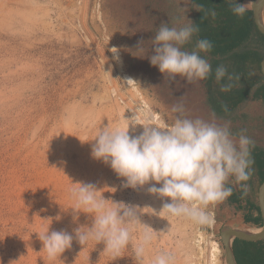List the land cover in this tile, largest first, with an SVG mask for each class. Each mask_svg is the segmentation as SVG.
Here are the masks:
<instances>
[{
	"label": "rangeland",
	"instance_id": "1",
	"mask_svg": "<svg viewBox=\"0 0 264 264\" xmlns=\"http://www.w3.org/2000/svg\"><path fill=\"white\" fill-rule=\"evenodd\" d=\"M199 12L191 0H0V264H153L163 252L174 264H209V241H217L220 264H226L221 230L240 228L241 214L228 198L208 207L206 223L173 216L163 211L170 198L150 193L151 184L124 187L125 178L92 156L102 127L129 128L131 136L144 130L131 112L135 106L128 110L121 101L135 99L126 75L165 126L175 119L173 105L183 103L188 118L227 123L237 134L248 129L249 102L222 117L207 103L206 80L172 81L150 63L160 24L195 25ZM196 34L182 50L195 48ZM140 40L143 51H137ZM245 45L264 52L255 41ZM112 48L119 50L121 68ZM75 183L100 189L109 206L114 201L139 209L141 223L132 226V239L119 254L93 239L83 246L75 237L60 258L49 259L43 250L40 238L48 231L74 236L79 225H92L89 214L74 219ZM146 231L153 239L138 259L135 248Z\"/></svg>",
	"mask_w": 264,
	"mask_h": 264
},
{
	"label": "clouds",
	"instance_id": "2",
	"mask_svg": "<svg viewBox=\"0 0 264 264\" xmlns=\"http://www.w3.org/2000/svg\"><path fill=\"white\" fill-rule=\"evenodd\" d=\"M227 2L233 14L244 16L247 11L245 4L238 0ZM209 14L212 18L217 15L215 10H209ZM198 31L194 24L170 27L162 22L151 39L153 54L148 57L150 63L172 81L177 77L188 83L208 79L212 75V67L200 53L210 52L213 44L201 39L191 52L182 50ZM143 44V40L138 41L137 51H143ZM111 51L119 60V50L112 48ZM225 77L229 83L221 84ZM233 79L238 80L239 77L229 75L222 65L217 67L215 80L221 85L220 91H230ZM224 110L228 111L227 106ZM171 111L176 113L173 123L165 127L143 125L144 130L138 136L129 135V128L126 131L113 129L110 124L102 127L94 139L92 156L125 178L124 187L151 184L150 193L170 198L171 202L164 204L163 211L196 223H206L210 219L208 207L223 202L232 194V188L226 186L230 179L234 178V183L241 185L243 193L248 194L249 189L244 182L251 178L253 161L250 157L254 141L246 130L233 134L227 123L221 126L214 119L188 118L183 103L173 105ZM75 184L79 187L71 189V196L77 202V208L72 209L77 214L74 219L83 212L93 217L92 225H79L73 230L74 236L65 230L48 231L40 238L43 250L49 259L60 258L72 247L75 237L83 246L93 239L105 245L104 251L119 254L132 239V226L141 223L137 216L139 209L114 201L109 206V199L101 195V190L94 185ZM152 239V234L146 231L143 243L135 248L138 259L143 258L145 246ZM153 264H174V257L163 252L154 258Z\"/></svg>",
	"mask_w": 264,
	"mask_h": 264
},
{
	"label": "trees",
	"instance_id": "3",
	"mask_svg": "<svg viewBox=\"0 0 264 264\" xmlns=\"http://www.w3.org/2000/svg\"><path fill=\"white\" fill-rule=\"evenodd\" d=\"M192 2L200 8L195 21V26L199 29L195 35L197 40L207 39L213 44L211 51L205 53L212 67V75L206 79L207 103L215 113L229 117L253 99L264 101V75L261 71L264 52L262 53L261 50L254 52L255 49H247L248 45H245L247 42L255 41L259 48L262 46L264 49V35L259 32L255 24L252 11L247 10L243 17H238L231 11L227 0H192ZM238 2L242 4L243 0ZM209 10H215L217 13L215 18H212ZM239 49L241 50L236 52ZM221 65L227 68L229 75L239 77L238 80L231 81L232 88L228 92L220 91L221 85L215 80V71ZM225 83H229L227 77L221 81V84ZM225 106L227 112L224 110ZM251 154L253 161L251 178L244 182L248 186V194L243 193L241 185L238 192L232 188V194L228 197L232 204L239 205L251 194V197H257L259 187L264 182V152L255 150ZM255 174L258 175V180ZM259 216L262 220L260 209ZM250 222V218H247L246 223ZM233 249L237 264H264V241L246 242L236 239Z\"/></svg>",
	"mask_w": 264,
	"mask_h": 264
},
{
	"label": "crops",
	"instance_id": "4",
	"mask_svg": "<svg viewBox=\"0 0 264 264\" xmlns=\"http://www.w3.org/2000/svg\"><path fill=\"white\" fill-rule=\"evenodd\" d=\"M242 4H245L247 6V10L251 11L252 6H253V0H243ZM245 108L249 109L250 111L249 115L251 116L253 115V116L250 119V121H248L249 125H246L248 129L245 128L244 130H246L247 135L250 134V136L253 138V141H255L256 138H258L256 142L260 145V147H257V148L260 151L264 152V128H263L264 126V101L262 99H253L248 103L247 107L245 106ZM260 118H262L261 121H260ZM233 134H237V133H233ZM257 148L252 147L251 153L252 151L254 152L255 150L258 151ZM255 175H256L255 177L256 180H258V175L257 174ZM232 179L234 180V178ZM227 186L229 185L227 184ZM229 187L233 188L236 192L240 190L239 184H236L235 187L233 186H229ZM260 187H259V190H260ZM251 195L247 197L246 201L244 200V202H241L239 205L234 204L241 211L240 217L238 219L239 220L238 224L240 225L238 227L240 228L246 227L248 228V230H252V231L262 230L261 228H263L264 226V220L263 218L261 220L259 216V209H260L259 191H258L257 197L254 198V197H251ZM257 206H259V208ZM247 218H250L251 220L250 223H246Z\"/></svg>",
	"mask_w": 264,
	"mask_h": 264
},
{
	"label": "water",
	"instance_id": "5",
	"mask_svg": "<svg viewBox=\"0 0 264 264\" xmlns=\"http://www.w3.org/2000/svg\"><path fill=\"white\" fill-rule=\"evenodd\" d=\"M251 11L253 12L254 21L259 32L264 35V0H254ZM261 71L264 75V58L261 63ZM228 185L235 187L236 184L233 179H230ZM259 201L261 215L264 220V182L259 190ZM261 229V232L253 233L250 232L252 230L248 229L224 226L221 230V240L225 246L226 264H237L233 249L234 240L238 239L246 242L264 241V226Z\"/></svg>",
	"mask_w": 264,
	"mask_h": 264
},
{
	"label": "bare ground",
	"instance_id": "6",
	"mask_svg": "<svg viewBox=\"0 0 264 264\" xmlns=\"http://www.w3.org/2000/svg\"><path fill=\"white\" fill-rule=\"evenodd\" d=\"M118 55H119V53H118ZM118 61H119L118 67L121 68L123 65V62H122L120 57H119ZM125 82L127 83V85L132 86L134 91H135V94H134L135 99H129L127 97V99H128V101H127V99H124L121 97V101L124 102V104H126L125 105L126 108L129 110V107L131 108V107L135 106L131 109V112H132L134 118L136 119V121L138 123H142L145 126L152 125V124L158 125V122L156 119L158 116L153 115V117H152V114L150 112V110H151L150 105L147 103L146 99L144 98V100H141L139 98V95L141 93L138 90V88L135 86V84H136L135 80L131 76L126 75L125 76ZM115 95H118V91H117V93H115ZM136 98L140 99L142 103L137 101ZM250 232L259 233V232H261V230L250 231ZM208 243H209V246L211 247V251H210V255H209V264H220L219 257H220V254L222 251L220 249L219 244L217 243V241H209Z\"/></svg>",
	"mask_w": 264,
	"mask_h": 264
},
{
	"label": "built area",
	"instance_id": "7",
	"mask_svg": "<svg viewBox=\"0 0 264 264\" xmlns=\"http://www.w3.org/2000/svg\"><path fill=\"white\" fill-rule=\"evenodd\" d=\"M153 115L158 116L156 119H157V122H158L159 126H161V127L165 126L164 122L160 121V117H159L158 114H152V117H153ZM212 223H214V221H212Z\"/></svg>",
	"mask_w": 264,
	"mask_h": 264
}]
</instances>
